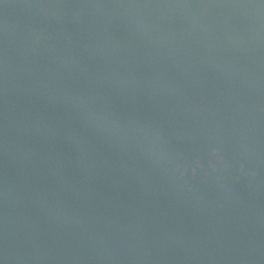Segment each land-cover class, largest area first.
<instances>
[{
	"label": "trees",
	"instance_id": "16d2710c",
	"mask_svg": "<svg viewBox=\"0 0 264 264\" xmlns=\"http://www.w3.org/2000/svg\"><path fill=\"white\" fill-rule=\"evenodd\" d=\"M0 264H264V0H0Z\"/></svg>",
	"mask_w": 264,
	"mask_h": 264
}]
</instances>
